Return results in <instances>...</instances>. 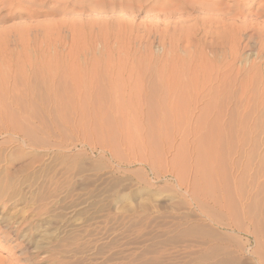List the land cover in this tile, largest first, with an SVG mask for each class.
Returning a JSON list of instances; mask_svg holds the SVG:
<instances>
[{
  "label": "rangeland",
  "instance_id": "374dc122",
  "mask_svg": "<svg viewBox=\"0 0 264 264\" xmlns=\"http://www.w3.org/2000/svg\"><path fill=\"white\" fill-rule=\"evenodd\" d=\"M1 30L19 72L0 89V171L23 182L19 195L0 198V264H195L222 252L234 264H264V0H0ZM212 51L230 84V69L241 68L238 96L251 98L230 123L202 119L223 112L207 103L229 90L209 98L191 86L203 76L189 68ZM167 61L187 86L151 91L156 77L135 65ZM230 107L227 116L236 113ZM41 183L57 199H31ZM196 222L209 235L174 242L177 226Z\"/></svg>",
  "mask_w": 264,
  "mask_h": 264
},
{
  "label": "bare ground",
  "instance_id": "6f19581e",
  "mask_svg": "<svg viewBox=\"0 0 264 264\" xmlns=\"http://www.w3.org/2000/svg\"><path fill=\"white\" fill-rule=\"evenodd\" d=\"M196 1V0H195ZM188 2H190V1H188ZM193 3H195V2H193ZM202 3V2H201ZM201 3H200V5H201ZM199 4V3H198ZM205 3H203L202 4V6L204 5ZM194 5V4H193ZM206 5V4H205ZM201 6V7H202ZM210 5H208V7H209ZM235 6V5H234ZM205 7V9H207V7L206 6H204ZM212 7V6H211ZM235 7H237V6H235ZM200 8V7H199ZM203 8V7H202ZM216 8H218V7H216ZM209 9V8H208ZM211 9L212 8H210V11H211ZM222 9V8H221ZM200 10H201V8H200ZM203 10V9H202ZM218 10V9H217ZM256 10V9H255ZM166 11V10H165ZM172 11V10H171ZM204 11V10H203ZM205 11H207L208 12V10H205ZM257 11H259V10H257ZM185 12V11H184ZM214 12H216L215 10H214ZM213 12V13H214ZM219 12V11H218ZM218 12H216V13H218ZM256 12V11H255ZM168 13V12H167ZM236 13V12H235ZM209 14V13H208ZM164 15V14H163ZM210 16H212V15H210ZM214 16V15H213ZM234 16H235V14H234ZM251 16H252V14H251ZM166 17V16H165ZM207 16H205V19H207L206 18ZM231 17H233V16H231ZM254 17V16H253ZM171 18V17H170ZM169 18V19H170ZM178 18V17H177ZM210 18V17H209ZM211 18H213V17H211ZM230 18V17H229ZM174 19V18H173ZM188 19V18H187ZM194 19V18H193ZM201 19V18H200ZM215 19H217L216 17H215ZM233 19V18H232ZM236 19V18H235ZM256 19V18H255ZM192 20V19H191ZM204 20V19H203ZM212 20V19H211ZM211 20H210V23H211ZM229 20H231V19H229ZM238 20V19H237ZM245 20V19H244ZM258 20V19H257ZM187 22H189L188 20H186ZM193 21V20H192ZM196 21V20H195ZM216 21V20H215ZM226 21V20H225ZM224 21V22H225ZM201 22V21H200ZM240 22V21H239ZM253 22V21H252ZM148 23H150V22H148ZM181 23H182V21H181ZM153 24V23H152ZM171 24V23H170ZM175 24V23H174ZM177 24V23H176ZM180 24V23H179ZM189 24V23H188ZM213 24V23H212ZM217 24V23H216ZM219 24V23H218ZM35 25V24H34ZM150 25V24H149ZM231 25V24H230ZM254 25V24H253ZM145 26V25H144ZM174 26V25H173ZM177 26H178V24H177ZM194 26V25H193ZM196 26H197V24H196ZM205 25H203V27H204ZM209 26H211V25H209ZM209 26H206V27H209ZM222 26H223V24H222ZM227 26V25H226ZM244 26V25H243ZM30 27V26H29ZM34 27V26H33ZM175 27V26H174ZM188 27V26H187ZM191 27V26H190ZM205 27V30L207 29ZM216 27V26H215ZM220 27V26H219ZM257 27V26H256ZM146 28V27H145ZM167 28V27H166ZM179 28V27H178ZM182 28V27H181ZM194 28H196V27H194ZM211 28V27H210ZM224 28V27H223ZM232 28H233V26H232ZM160 29V28H159ZM197 29V28H196ZM209 29V28H208ZM211 29H213V28H211ZM222 29V28H221ZM9 30V29H8ZM181 30V29H180ZM194 30V29H193ZM203 30H204V28H203ZM202 30V31H203ZM210 30V29H209ZM209 30H208V32H209ZM218 30V29H217ZM226 30V29H225ZM224 30V31H225ZM240 30V29H239ZM257 30V29H256ZM175 31V30H174ZM197 32H198V30H196ZM207 31V30H206ZM206 31H204V32H206ZM219 31H220V29H219ZM201 32V31H200ZM211 32V31H210ZM214 32V31H213ZM217 31L215 30V33H216ZM232 32V31H231ZM7 33V31L6 30H1L0 31V35H5ZM169 33V32H168ZM188 33V32H187ZM214 33V34H215ZM222 33H224V32H222ZM162 34V33H161ZM185 34V33H184ZM189 34V33H188ZM199 34V33H198ZM204 34V33H203ZM206 34V33H205ZM218 34V33H217ZM226 34V36H227V34H228V32L227 33H225ZM237 34V33H236ZM239 34V33H238ZM181 35V34H180ZM189 35H191V34H189ZM200 35V34H199ZM207 35V34H206ZM211 35V34H210ZM210 35H208V36H210ZM224 35V34H223ZM248 35H250V34H248ZM6 36V35H5ZM216 37V34L215 35H213V33H212V38H210L209 40H210V42L209 43H211V45H212V41L215 39L214 37ZM233 36V35H232ZM124 37V36H123ZM193 37V36H192ZM197 37H201V36H197ZM229 37H231L230 35H229ZM249 37H253V34H251ZM183 38V37H182ZM8 39V38H7ZM12 39V38H11ZM16 39V38H15ZM126 39V38H125ZM131 39H134V37L133 38H131ZM184 39V38H183ZM197 39V38H196ZM201 39V38H200ZM204 39H205V37H204ZM208 39V38H207ZM253 39V38H252ZM1 40V39H0ZM135 40H136V38H135ZM186 40V39H185ZM218 40V39H217ZM220 41L222 40V39H219ZM231 40H233V38L231 39ZM250 40V39H249ZM4 41V40H3ZM5 41H7V40H5ZM4 41V42H5ZM16 41V40H15ZM134 41V40H133ZM133 41H131L132 43H133ZM181 41V40H180ZM204 42L206 41V40H203ZM203 41H200L201 43L203 42ZM16 42H18V40L16 41ZM30 42V41H29ZM120 42H122V40L120 41ZM137 42V41H136ZM184 42V41H183ZM182 42V43H183ZM188 43H187V45L189 44V40L187 41ZM191 42V41H190ZM203 42V43H204ZM207 42V41H206ZM216 41L214 40V43H215ZM219 42V41H218ZM218 42H217V44H218ZM222 42V41H221ZM10 43H11V41H10ZM33 43V39H32V41H31V44ZM36 43V42H35ZM34 43V44H35ZM185 43V42H184ZM260 43V42H259ZM7 44H8V42H7ZM30 43H29V45H31ZM124 44V43H123ZM137 44V43H136ZM208 44V43H207ZM216 44V43H215ZM217 44H216V46H217ZM222 44H224V42H222ZM19 45H20V43H19ZM28 45V46H29ZM197 45H199V43H197ZM205 45V44H204ZM203 45V46H204ZM219 45H220V43H219ZM233 45H235V44H233ZM233 45H232V47H233ZM10 46V45H9ZM23 46H24V44L22 45V48H20V49H23ZM35 46V45H34ZM125 46H126V43H125ZM129 46H131L130 44H129ZM207 46H209V44L207 45ZM213 46V45H212ZM215 46V45H214ZM16 47V46H15ZM20 47H21V45H20ZM25 47H26V44H25ZM24 47V48H25ZM122 47V46H121ZM184 47H185V45H184ZM201 47V46H200ZM221 47V46H220ZM11 48V47H10ZM10 48H8L7 46H5V45H3L1 42H0V89L2 90V89H4V90H6V89H8L9 90V88H12L13 86L10 84V83H12V82H14L15 81V78H16V76H15V74H16V70L17 69H15L14 68V66H13V59H11L12 58V56L14 55V49H10ZM30 48V47H29ZM33 48V47H32ZM35 48V47H34ZM37 48V47H36ZM126 48V47H125ZM140 48V47H139ZM180 48H182L181 47V45H180ZM185 48H187V47H185ZM191 48H193V47H191ZM210 48V47H209ZM237 48V47H236ZM239 48V47H238ZM39 49V48H38ZM37 49V50H38ZM127 49V48H126ZM136 49H138V48H136ZM196 49V48H195ZM26 50V49H25ZM28 50V49H27ZM31 51H32V49H30ZM33 50H36V49H33ZM36 50V51H37ZM121 50H124V49H121ZM130 50H132V49H130ZM135 49H133V51H134ZM141 50V49H140ZM143 50H145V49H143ZM175 50V49H174ZM173 50V51H174ZM190 50V49H189ZM188 50V51H189ZM241 50V49H240ZM21 51V50H20ZM19 51V52H20ZM125 51H127V50H125ZM191 51V50H190ZM209 51H210V49H209ZM222 51V50H221ZM225 51V50H224ZM228 51L229 52H234L233 51V49L232 48H229L228 49ZM16 52V51H15ZM18 52V51H17ZM22 52V51H21ZM132 52V51H131ZM130 52V53H131ZM137 52V51H136ZM175 52H176V50H175ZM174 52V53H175ZM192 52V51H191ZM196 52V51H195ZM28 53H29V51H28ZM123 53H125V52H123ZM177 53V52H176ZM184 53V52H183ZM190 53V52H189ZM211 53V55H210V57L209 58H204V57H202V58H199V59H201L200 61H197L196 59H195V61L194 60H192L191 62H196V66H193V67H188L189 69H190V73H192L191 75H194V76H196V77H198V75H201V76H203L202 78V80H203V84L201 83H199L197 80L195 81V83H192L191 84V86H192V88H194V89H196L197 90V93H199V90H200V92H203V91H205L206 93V95L207 96H209V95H212V93H215V91H216V89L217 88H220L221 90H222V93H225V91H226V93H227V90H229V97H224L222 94H221V91L217 94V92L215 93V95H218V97L217 96H215V101L213 100V101H208V103H207V106H210V105H212L213 107H215V108H219L221 111H223L222 113H220V114H218V115H216L215 117H212V118H210V117H205V118H202V119H204V120H211L212 121V123H213V121H215V122H221V123H223L224 122V119H225V117H227L228 118V121H227V123H230L231 121L233 122V120L232 119H234V116L236 115H238V109H240V107H241V109L242 108H244L245 109V107H247V106H249V105H251V103H250V99L251 98H242L241 96H238V91H237V84L238 85H240L241 86V83H245L244 81L242 82H240V79H239V74L241 73V68L239 69L238 67L236 68V70H234V69H230L231 70V72L232 73H234L235 75H233L234 77V80H233V83L232 84H230V82H229V80H228V76H230V73L227 75L226 74V72L220 67V65H216L215 66V64H214V62L216 61H219V59H220V57H218V55H217V53L215 52V51H212V52H210ZM249 53V52H248ZM17 54V53H16ZM15 54V55H16ZM19 54V53H18ZM21 54H23V53H21ZM40 54V53H39ZM41 54H42V52H41ZM120 54V53H119ZM132 55H133V57H134V53H131ZM130 54V55H131ZM178 54V53H177ZM177 54H176V56H177ZM185 54V53H184ZM187 54V53H186ZM191 54V53H190ZM230 54V53H229ZM235 54H237V53H235ZM257 54V53H256ZM6 55H9L8 57L9 58H7V56ZM15 55H14V57H15ZM26 55V54H25ZM37 55V54H36ZM44 55V54H43ZM122 55V54H121ZM150 55V54H149ZM148 55V56H149ZM221 55V54H220ZM248 55V54H247ZM17 56V55H16ZM20 56V55H19ZM22 56V55H21ZM21 56H20V58H21ZM42 56V55H41ZM41 56H39V57H41ZM125 55H123V57H124ZM137 56V55H136ZM138 56H140V55H138ZM142 56V55H141ZM167 56H168V54H167ZM182 56V55H181ZM185 55H183V57H184ZM191 56V55H190ZM196 56V55H195ZM238 56H239V54H238ZM249 56V55H248ZM13 57V58H14ZM23 57H25V56H23ZM36 57V56H35ZM126 57V56H125ZM129 57H131V56H129ZM146 57V56H145ZM178 57V56H177ZM177 57H176V59H177ZM188 57H189V55H188ZM187 57V58H188ZM192 57V56H191ZM194 57V56H193ZM199 57V56H198ZM228 57V56H227ZM229 57H231V55L229 56ZM228 57V58H229ZM234 59H236L237 58V56L235 55L234 56V54H233V56H232ZM26 58V57H25ZM27 58H28V56H27ZM32 58V57H31ZM120 58V57H119ZM118 58V59H119ZM132 58V57H131ZM134 58H136L137 59V57H134ZM140 59H139V61L141 60V57H139ZM154 58V57H153ZM179 58V57H178ZM182 58V57H181ZM186 58V56L184 57V59ZM227 58V59H228ZM239 58V57H238ZM237 58V59H238ZM7 59H9V61L7 60ZM23 59V58H22ZM33 59V58H32ZM37 59H38V61H40L39 60V58L37 57ZM45 59V58H44ZM145 59V58H144ZM148 59H150V58H148ZM152 59V58H151ZM170 60H171V58H169ZM172 59H173V57H172ZM191 59V58H190ZM245 59H246V56H245ZM244 59V60H245ZM27 60H29V59H27ZM41 60H42V58H41ZM109 60V59H108ZM123 60L125 61V59L123 58ZM174 60V59H173ZM178 60V59H177ZM221 60H223V59H221ZM220 60V61H221ZM257 60V59H256ZM31 61H33V60H31ZM35 61V60H34ZM47 61V60H46ZM49 61V60H48ZM51 61V60H50ZM56 61V60H55ZM61 61V60H60ZM59 60H58V62H60ZM115 61V60H114ZM122 61V60H121ZM133 61H135L134 59H133ZM144 61V60H143ZM146 61V60H145ZM154 61H156V60H154ZM160 61V60H159ZM163 61V60H162ZM179 61V60H178ZM177 61V62H178ZM45 62V61H44ZM43 61H42V64L41 65H44L45 63H44ZM63 62V61H62ZM152 61H150V63H151ZM180 62H181V64L182 65H184L185 64V62L184 61H182V60H180ZM179 62V63H180ZM189 62H190V60H189ZM20 63H23V62H20ZM26 63V62H25ZM31 63H33V62H31ZM39 63V62H38ZM51 63H52V61H51ZM55 63H57V62H55ZM65 63V62H64ZM107 63H109V62H107ZM126 63H128V61L126 62ZM126 63H123V62H121V64L119 65V69H120V71H125L126 72V70H127V68H130V67H128V66H130V65H126ZM142 63H144V62H142ZM146 63H147V61H146ZM148 63H149V61H148ZM161 63V62H160ZM159 63V64H160ZM167 64H165L164 66H160L159 68L158 67H154V65H147V66H145L144 65V67L143 66H140V62L138 63L137 62V64L135 65V66H137L138 68H139V71H141L142 73L143 72H145V73H148L149 74V77H152V76H155L156 77V79H157V84L155 85V83L154 82H148V84L149 83H151V85L150 86H148V88L151 90V91H154L156 88L158 89V90H161V91H164V92H168L169 94L171 93V92H173L174 90H176L177 88H180L181 89V87H185V86H187V84L185 83V84H183V83H175V81H176V79L174 78V76L176 75V70H178L177 69V67H176V65L173 63V61L172 62H170L169 61V63H168V61L166 62ZM219 63H222V62H219ZM223 63H224V61H223ZM14 64H15V60H14ZM24 64V63H23ZM27 64H29L30 65V62H27ZM34 64V69L36 68L35 67V64L36 63H33ZM40 64V63H39ZM54 64V63H53ZM52 64V66H56L55 64L53 65ZM58 64V63H57ZM62 64V63H61ZM65 64H67V63H65ZM130 64V63H129ZM134 64H135V62H134ZM162 64H164V62L162 63ZM161 64V65H162ZM191 64V63H190ZM26 65V64H25ZM24 65V66H25ZM29 65H28V67H29ZM32 65V64H31ZM40 65V67L42 68L43 66H41ZM49 65H50V62H49ZM48 65V66H49ZM106 65V64H105ZM108 65V64H107ZM112 65H113V63H112ZM117 65V64H116ZM132 65H133V63H132ZM143 65V64H142ZM178 65V64H177ZM208 65H209V67H208ZM225 65V64H224ZM227 65V64H226ZM238 65V64H237ZM37 66V65H36ZM51 66V65H50ZM109 66H111V64L109 65ZM192 66V65H191ZM31 68H32V66H30ZM58 67V66H57ZM62 67V66H61ZM117 67V66H116ZM116 67H112V68H116ZM133 67V66H132ZM131 67V68H132ZM184 67V66H183ZM234 67V66H233ZM41 68L39 69V71H38V74L40 73V70H41ZM46 68V69H45ZM50 68H52V67H50ZM59 68H60V64H59ZM58 68V69H59ZM67 68V67H66ZM69 68H70V66H69ZM68 68V69H69ZM138 68H136V69H138ZM158 68V69H157ZM187 68V69H188ZM192 68V69H191ZM251 68V67H250ZM19 69V68H18ZM45 69V71L48 73V71H50V69H48V67H45V65H44V67H43V69L42 70H44ZM72 69V68H71ZM105 69V68H104ZM135 69V68H134ZM189 69H188V71H189ZM27 70V67L25 68V71ZM32 70V69H31ZM30 70V71H31ZM56 70V69H55ZM60 70L61 69H59V72H60ZM67 70V69H66ZM94 70H95V68H94ZM118 70V69H117ZM132 70V69H131ZM185 70H186V68H185ZM192 70H193V72H192ZM226 70V69H225ZM3 71H5V73H3ZM18 71V70H17ZM24 71V70H23ZM28 71V70H27ZM26 71V72H27ZM45 71H43V72H45ZM54 71V70H53ZM57 71V70H56ZM91 71H93V70H91ZM104 71H106V70H104ZM110 70H108V72H109ZM114 71H115V73H116V69H114ZM135 71V70H134ZM246 71V70H245ZM19 72V71H18ZM26 72H24V73H26ZM36 71H34V73H35ZM42 72V71H41ZM55 72V71H54ZM59 72H58V74H59ZM111 72H112V69H111ZM118 72V71H117ZM129 72H130V70H129ZM136 72V71H135ZM20 73H21V71H20ZM23 73V72H22ZM33 73V74H34ZM46 73V74H47ZM57 73V72H56ZM55 73V74H56ZM61 73H63V72H61ZM113 73V72H112ZM242 73H243V71H242ZM18 74V73H17ZM28 74H30V72L28 73ZM36 74V73H35ZM41 74V73H40ZM39 74V75H40ZM55 74H54V76H55ZM120 74V73H119ZM126 74V73H125ZM132 74H133V72H132ZM139 74V73H138ZM244 74V73H243ZM246 74V73H245ZM24 75V74H23ZM23 75H22V77H23ZM27 75V74H26ZM38 75V76H39ZM47 75H49V74H47ZM134 75V74H133ZM147 75V74H146ZM190 75V74H189ZM28 76V77H27ZM27 76H24V78H23V81H22V84L21 85H24V89L23 90H25V92L28 94V93H30L29 91H32V89H33V82H31L30 80L32 79V77H31V79L29 80V75H27ZM33 76H35V75H33ZM37 75L35 76L36 78L38 77ZM42 76V74L40 75V77ZM44 76V75H43ZM63 76V75H62ZM138 76V75H137ZM141 76V75H140ZM145 76V75H144ZM227 76V77H226ZM249 76V75H248ZM50 77V76H49ZM48 77V78H49ZM196 77H194V78H196ZM240 77H241V74H240ZM44 78V77H43ZM54 78V77H53ZM62 78V77H61ZM148 78V77H147ZM242 78V77H241ZM22 79V78H21ZM45 79H46V77H45ZM50 79H51V77H50ZM57 79V78H56ZM150 79V78H149ZM199 79V78H198ZM232 79V78H231ZM230 79V80H231ZM245 79V78H244ZM247 79H249V78H247ZM18 80V79H17ZM37 80V79H36ZM60 80V79H59ZM20 81V80H19ZM34 81H35V78H34ZM37 81H39V79L37 80ZM37 81H36V83H37ZM42 81V80H41ZM46 81V80H45ZM44 81V83H46L45 85H47V82H45ZM57 81V80H56ZM56 81H55V83H56ZM178 81V80H177ZM49 82V81H48ZM51 82H53V81H51ZM50 82V83H51ZM60 82V81H59ZM247 82V81H246ZM49 83V84H50ZM54 83V82H53ZM63 83V82H62ZM61 83V84H62ZM215 83H218L217 85L215 84ZM247 83H249V82H247ZM246 83V84H247ZM13 84V83H12ZM17 84V83H16ZM15 84V85H16ZM60 84V83H59ZM66 84V83H65ZM214 84L216 85L215 87H214ZM20 85V86H21ZM34 85H35V83H34ZM56 85V84H55ZM54 85V86H55ZM248 85H250V84H248ZM12 86V87H11ZM17 86V85H16ZM15 86V87H16ZM18 86H19V84H18ZM37 86V85H36ZM42 86V85H41ZM53 86V85H52ZM58 86V85H57ZM63 86V85H62ZM35 87V86H34ZM60 87V86H59ZM64 87H65V85H64ZM255 87V86H254ZM253 87V88H254ZM43 88V87H42ZM46 88V87H45ZM45 88H43V89H45ZM53 88V87H52ZM56 88V87H55ZM58 88V87H57ZM37 89H38V87H37ZM41 89V88H40ZM47 89H48V87H47ZM47 89H46V91H47ZM62 89V88H61ZM219 89V90H220ZM243 89V88H242ZM11 90H14V89H11ZM34 90V89H33ZM35 90H36V87H35ZM39 90V89H38ZM7 91V90H6ZM43 91V90H42ZM58 91V90H57ZM1 92V91H0ZM3 92V91H2ZM35 92V91H34ZM37 92V91H36ZM52 92V91H51ZM175 92V91H174ZM46 93V92H45ZM2 94V93H1ZM7 94V93H6ZM34 94V93H33ZM44 94V93H43ZM247 94H249V93H247ZM250 94H252V93H250ZM41 94H39V96H40ZM239 95H240V93H239ZM243 95V94H242ZM246 95V94H245ZM27 96V95H26ZM36 96V95H35ZM38 96V95H37ZM214 96V95H213ZM212 96V97H213ZM249 96H252V95H249ZM37 98V97H36ZM209 98H210V96H209ZM2 99V98H1ZM243 99V100H242ZM39 100V99H38ZM42 100V99H41ZM179 100V99H178ZM1 101V100H0ZM29 101V100H28ZM31 101V100H30ZM251 101H253V100H251ZM16 102H18L17 100H16ZM25 102V101H24ZM174 102V101H173ZM10 103V102H9ZM15 103V102H14ZM43 103V102H42ZM175 103H178L177 101L175 102ZM253 103V102H252ZM1 104V103H0ZM254 104V103H253ZM230 106H233V108L235 109V111H233V112H236L235 114H233L232 112L227 116V114L226 113H224V109H228V107H230ZM27 107H29V106H27ZM231 108V107H230ZM252 108H253V106H252ZM25 109V108H24ZM218 109V110H219ZM240 109V110H241ZM220 111V112H221ZM228 111V110H227ZM232 111V110H231ZM240 112V111H239ZM242 114H244V113H242ZM245 116H241L240 115V119L238 120L239 122L238 123H240L241 125H244L245 124V122L247 121V120H245V118H244ZM226 118V119H227ZM236 118V117H235ZM16 119V118H15ZM200 119V118H199ZM13 125V124H12ZM222 125V124H221ZM224 125V124H223ZM7 127V126H6ZM11 128V127H10ZM5 130V129H4ZM7 130V129H6ZM14 130V129H13ZM9 131V130H8ZM225 131V130H224ZM4 132V131H3ZM7 132V131H6ZM243 132V131H242ZM9 133H11V132H9ZM8 133V134H9ZM18 133V132H17ZM28 133V132H27ZM26 133V134H27ZM225 133H227V131L225 132ZM30 134V133H29ZM29 134H27L28 136H29ZM32 134V133H31ZM34 134V133H33ZM229 134V133H228ZM242 134H244V133H242ZM12 135V134H11ZM16 135V134H15ZM19 135V134H18ZM23 135V141L25 140V133L24 134H22ZM26 135V136H27ZM27 136V137H28ZM31 136V135H30ZM228 136V135H227ZM230 136V135H229ZM32 138V139H31ZM31 138H29V139H31V140H33V137H31ZM36 140V139H35ZM39 162V161H38ZM41 162V161H40ZM40 169V168H39ZM1 170V169H0ZM4 170V169H3ZM6 170V169H5ZM39 172V171H38ZM45 173H46V171H45ZM49 174V173H48ZM71 175V174H70ZM32 176V175H31ZM30 176V177H31ZM37 177V176H36ZM44 178V177H43ZM42 178V179H43ZM60 179V178H59ZM30 180H31V178H30ZM21 182H23V181H21V178H17V177H14V176H12V175H10L9 174V172H6V171H0V198L1 197H4V196H7L8 198H11V197H15L16 195H19V188H20V183ZM25 183V182H24ZM48 183V182H47ZM23 185V184H22ZM57 188V187H56ZM38 189H41V191L40 190H38L37 191V193L36 194H31V195H33V196H31V199H33V200H35V201H39V202H47L48 200H49V198H51V197H54V196H56L55 198L57 199V194H56V191H50V190H46L45 189V187H44V185H42V183H41V185L39 186V188ZM54 189V188H53ZM45 190V191H44ZM58 190V189H57ZM72 209V208H71ZM70 209V210H71ZM183 225V224H182ZM207 225V224H206ZM206 225L205 226H202V224H200V223H198V222H196V223H192V224H190V225H188V226H186V227H183V228H179L178 226H177V232L174 230L173 232H176V234H174V238H172L173 240H174V242L175 241H178L179 239H181V238H184V237H186L187 236V238H189L188 236L189 235H193V236H195V235H203L204 236V234L205 233H208V235H209V233L211 232L210 231V229H209V227L207 226V228H206ZM205 227V228H204ZM25 235V234H24ZM207 235V234H206ZM192 236V237H193ZM191 237V238H192ZM205 237V236H204ZM206 237H208V236H206ZM210 237V236H209ZM196 238V237H195ZM201 238V237H200ZM200 238H198V239H200ZM203 238V237H202ZM223 238V237H222ZM183 240V239H182ZM188 242V241H187ZM197 242H199V241H197ZM173 244V243H172ZM175 244H177V243H175ZM219 247H220V245H219ZM222 247V246H221ZM217 249V248H216ZM157 253V252H156ZM160 253V252H159ZM209 253V252H208ZM216 253H218V251L217 250H214V248H212V249H210V256L212 255V254H216ZM220 254H223V257H220V258H217L216 260L214 259L213 261H211L210 259H213V258H211V257H208V256H204L203 254L202 255H199V256H197L196 257V259H195V261L196 262H194L195 264H234V263H236L235 262V259L233 258V257H229V256H225L224 255V253L222 252V253H220ZM141 255V254H140ZM140 255L138 254V257H140ZM137 256V255H136ZM159 256V255H158ZM163 256V255H162ZM232 256V255H231ZM126 257V256H125ZM138 257H135V259L136 258H138ZM156 257H157V255H156ZM155 257V258H156ZM160 257H161V255H160ZM164 257H165V255H164ZM163 257V258H164ZM124 259V258H123ZM126 259V258H125ZM125 259H124V262H125ZM143 259V258H142ZM132 260V259H131ZM154 262H155V260H153ZM142 262V261H141ZM150 263V262H149ZM128 264V263H127Z\"/></svg>",
  "mask_w": 264,
  "mask_h": 264
}]
</instances>
